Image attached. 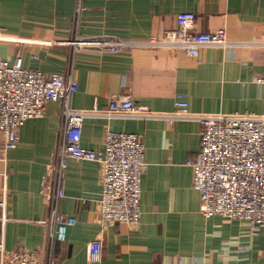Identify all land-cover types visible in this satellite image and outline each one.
<instances>
[{"label":"crops","instance_id":"obj_1","mask_svg":"<svg viewBox=\"0 0 264 264\" xmlns=\"http://www.w3.org/2000/svg\"><path fill=\"white\" fill-rule=\"evenodd\" d=\"M84 9L80 11L79 7ZM196 14L195 31L226 28L238 42L206 46L197 56L155 48L119 52L76 49L77 36L126 40L163 36L178 27L177 14ZM0 55L29 69L72 73L73 106L106 108L113 94L166 113L181 93L195 113H262L264 87L254 75L264 67V0H0ZM64 124L62 104L50 101L42 117L20 129L18 145L5 150L0 132V241L8 249L37 250L54 264H264V227L222 215L207 217L193 185L189 160L201 149L197 119L104 118L84 122L82 145L105 149L109 130L136 133L146 146L139 223L103 222L101 164L69 158L62 172L59 207L75 218L64 241H49L50 205L42 181L53 163ZM56 189L58 176L50 177ZM5 204L3 209L1 203ZM103 241L102 259L91 243Z\"/></svg>","mask_w":264,"mask_h":264},{"label":"built area","instance_id":"obj_2","mask_svg":"<svg viewBox=\"0 0 264 264\" xmlns=\"http://www.w3.org/2000/svg\"><path fill=\"white\" fill-rule=\"evenodd\" d=\"M80 11L84 8L79 7ZM178 27L164 35L144 40H126L113 35L77 36L70 41L76 49L119 52L126 48L165 49L197 56L206 46L227 48L238 42L227 37L225 27L213 31H195L196 14L181 11ZM2 40L0 28V41ZM254 82L264 87V67L254 75ZM78 81L72 73H48L29 69L22 59L14 62L0 55V132L5 137L4 148L18 145L20 129L31 118L42 117L50 101L62 104L64 124L53 163L42 181V191L50 205L49 219L55 227L48 232L49 241H64L68 226L75 218L60 210L65 196L61 184L68 159L94 160L103 171L101 215L103 222H140L142 216V176L147 165L146 146L132 132L109 130L105 149L97 151L82 145L84 122L90 117L197 119L203 124L201 149L189 160L193 168V185L200 191V209L207 217L222 215L247 223L251 233L260 234L264 227V111L262 113H195L190 111L185 95L176 96L172 112L161 113L137 104L131 94H113L108 107L79 109L73 106ZM58 176L56 189L50 177ZM5 208L4 202L1 203ZM6 215L0 217L4 223ZM91 256L99 261L103 256V241L91 243ZM0 264H54L52 257L42 258L37 250L8 249L0 241Z\"/></svg>","mask_w":264,"mask_h":264}]
</instances>
